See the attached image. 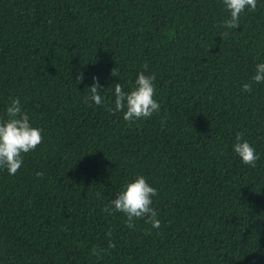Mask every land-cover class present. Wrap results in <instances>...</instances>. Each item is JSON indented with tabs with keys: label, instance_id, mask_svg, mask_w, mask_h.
I'll return each mask as SVG.
<instances>
[{
	"label": "trees",
	"instance_id": "trees-1",
	"mask_svg": "<svg viewBox=\"0 0 264 264\" xmlns=\"http://www.w3.org/2000/svg\"><path fill=\"white\" fill-rule=\"evenodd\" d=\"M228 18L222 0H0V118L18 98L43 135L16 175L0 169V264H264V0L239 29ZM145 63L160 111L129 124L114 86ZM137 175L159 229L102 211Z\"/></svg>",
	"mask_w": 264,
	"mask_h": 264
},
{
	"label": "clouds",
	"instance_id": "clouds-1",
	"mask_svg": "<svg viewBox=\"0 0 264 264\" xmlns=\"http://www.w3.org/2000/svg\"><path fill=\"white\" fill-rule=\"evenodd\" d=\"M222 3L225 10L230 13V18L225 19L222 24L226 29H239L240 18L245 10L253 12L257 10V0H222ZM223 35H228V32ZM142 67L144 71L138 73L135 86L130 91L126 92L120 83L114 86V108H110L109 111L112 114L122 112L124 121L129 124L151 118L153 114L159 113L161 107L155 99L156 74L154 72L151 75L145 74L148 71L147 63ZM111 75L118 77L119 74L113 69ZM92 79L93 84L88 88L90 95L86 97V102L91 100L97 106L103 105L105 101L99 94V79L95 76ZM81 80L82 76L77 74V81L81 82ZM251 80L255 84H264V62L256 64L255 74ZM242 91L251 92L252 84L243 83ZM6 115V120L0 118V169H6L10 176H14L23 165L24 155L35 151L42 144L43 135L40 128L30 123L29 115L23 111L18 98L11 100ZM243 135V133L236 134L233 150L243 164L255 168L260 157L255 148L243 139ZM35 175L41 179L44 177L43 172H36ZM157 194V189L151 186L144 176L137 175L102 211L109 215L123 214L129 229H134L135 222L140 219L159 229L161 222L157 218L158 213L151 206L153 197ZM101 195L99 192L96 193L97 198ZM106 235L109 238L108 248L114 249L116 245L111 240L112 232L108 231ZM104 251L94 246L90 255L99 257Z\"/></svg>",
	"mask_w": 264,
	"mask_h": 264
}]
</instances>
